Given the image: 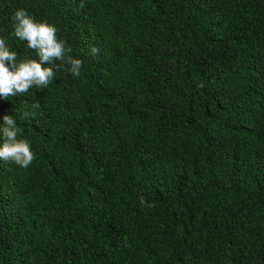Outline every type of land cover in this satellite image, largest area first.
Wrapping results in <instances>:
<instances>
[{"label":"trees","instance_id":"obj_1","mask_svg":"<svg viewBox=\"0 0 264 264\" xmlns=\"http://www.w3.org/2000/svg\"><path fill=\"white\" fill-rule=\"evenodd\" d=\"M18 7L83 64L0 100L35 153L0 160V264H264V0H0L21 60Z\"/></svg>","mask_w":264,"mask_h":264},{"label":"clouds","instance_id":"obj_2","mask_svg":"<svg viewBox=\"0 0 264 264\" xmlns=\"http://www.w3.org/2000/svg\"><path fill=\"white\" fill-rule=\"evenodd\" d=\"M12 35L27 42V47L34 49L36 58L17 60V52L9 47L6 38L0 36V100L18 93H26L32 86L46 87L55 76V69L64 64L54 63L59 60L67 65L68 71L78 76L83 64L82 59L71 55V48L66 41L58 38L57 28L46 20H37L24 8L14 9L11 15ZM98 49L91 48L95 55ZM32 107H39L33 103ZM31 113L25 111L24 115ZM14 116L8 112L0 115V160L12 161L22 168H27L35 153L31 141L22 135Z\"/></svg>","mask_w":264,"mask_h":264}]
</instances>
